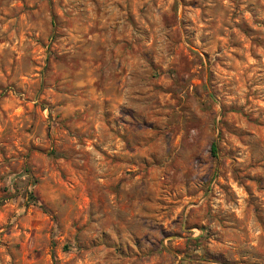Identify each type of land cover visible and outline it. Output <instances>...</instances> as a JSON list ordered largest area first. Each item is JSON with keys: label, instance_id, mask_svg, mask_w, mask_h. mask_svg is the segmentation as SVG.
<instances>
[{"label": "rangeland", "instance_id": "374dc122", "mask_svg": "<svg viewBox=\"0 0 264 264\" xmlns=\"http://www.w3.org/2000/svg\"><path fill=\"white\" fill-rule=\"evenodd\" d=\"M0 264H264V0H0Z\"/></svg>", "mask_w": 264, "mask_h": 264}, {"label": "trees", "instance_id": "16d2710c", "mask_svg": "<svg viewBox=\"0 0 264 264\" xmlns=\"http://www.w3.org/2000/svg\"><path fill=\"white\" fill-rule=\"evenodd\" d=\"M215 151V147L212 145V153H214ZM30 200H34V197L32 195V193L29 194V197H28Z\"/></svg>", "mask_w": 264, "mask_h": 264}]
</instances>
